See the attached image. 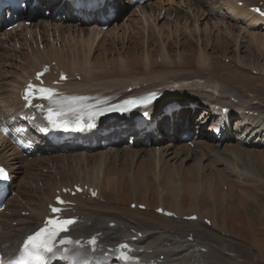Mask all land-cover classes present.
<instances>
[{
  "label": "bare ground",
  "instance_id": "obj_1",
  "mask_svg": "<svg viewBox=\"0 0 264 264\" xmlns=\"http://www.w3.org/2000/svg\"><path fill=\"white\" fill-rule=\"evenodd\" d=\"M48 1L44 0V7ZM222 1L236 11L239 21L250 20V27L264 25L260 15L237 5L241 0ZM53 3L63 14L65 5L69 7L65 12L67 19L62 14H52L33 25L23 20L17 28L0 32V76L4 79L0 87V163L9 167L15 190L7 199V208L0 211L2 252L5 255L16 252L25 234L42 222L56 189L82 182L94 185L99 193L97 197H90L84 192L71 198L74 205L68 212L80 218L72 232L76 236L100 233L104 247L72 249L69 252L72 263L118 264V259L108 253L105 245L131 238L138 250H144L139 254L145 256L146 263L153 258L161 259L162 264H264V169L257 165L252 168L255 164L264 165V92H260L264 87V78L260 76L264 74L250 72L257 69L264 73L260 35L252 33L254 36L248 40V33L242 34L238 23L226 17L217 16L214 24L206 20L218 10L211 9L207 15L203 0H178L166 8L162 1L150 0L139 8L145 15V24L137 17V11L131 12V5L116 7L127 23L117 20L106 31L91 12L78 15L73 1L55 0ZM246 3L255 5L252 1ZM222 4L220 14L231 16V10ZM217 5L218 0H211L209 6ZM163 9L166 14L162 20ZM128 10H131L129 17L126 16ZM173 12L174 21L169 18ZM250 14H255L254 20ZM202 16L205 23L199 25ZM183 19L195 22L188 25V38L183 34L186 30H181L178 36L177 28L174 29V24ZM162 22L164 26H158ZM219 22L225 23L226 29H222ZM133 23L139 26L135 29ZM166 26L170 30L168 34ZM148 28L149 32L145 33ZM197 33H201V38L196 37ZM223 34L228 38L223 39ZM145 41L147 48L139 54ZM40 42L44 44L43 49ZM98 50L102 53L96 54ZM152 55H157V59L152 60ZM11 60L18 69L9 70V75L5 76L8 71L5 64ZM113 60L118 62L119 68L97 71L98 66ZM53 61L69 74V80L63 83L69 100L87 106L103 105L155 91L160 96L149 106L150 114L161 119L170 117V124L161 130L175 127L180 133H166L157 138V130L156 134L151 133L156 142L145 146L142 145L144 129L127 118L125 128L115 126L118 122L113 121L110 125L114 127L104 133L101 130L103 138L115 139L105 149L99 143L95 146L79 143L67 145L66 152H61L60 146L45 145L39 146L37 154L20 151L1 126L10 125L13 118L18 119L26 111L20 98L25 78L44 63ZM213 61L217 64L211 66ZM146 63L150 64L149 69ZM155 63L157 66L153 67ZM231 66L238 69L232 70ZM161 67L171 72L161 74L162 79L156 82L152 77ZM75 74L81 78L77 79ZM53 77L57 78L58 74ZM254 80L258 84L249 83ZM175 99L185 105L169 114L159 110ZM197 99L202 101L200 107L188 105ZM223 108L228 114L223 113ZM185 110L187 116L180 122ZM230 111L236 118L231 126L224 120ZM198 112L201 116L196 122ZM206 124H212L214 134L210 128V132L198 131ZM184 132L194 135V147L181 138ZM30 133L36 136L32 129ZM130 134L137 138L139 146L125 144ZM225 134L237 137V142L229 143L224 138L219 142V136ZM244 139L253 141L249 143ZM162 141L160 150H155L154 146ZM46 167L49 171L42 172ZM237 167L248 175L246 181L234 175L233 169ZM23 168L30 170L35 183L23 184L24 181L17 180L18 171ZM248 168L254 170L261 183L253 179L256 176L249 178L252 169L249 172ZM93 175L99 176L98 179ZM250 186H254L256 192L249 189ZM248 200L249 205L245 202ZM133 202L145 204L146 208H132ZM159 206L174 210L179 217L157 213ZM193 213L198 214L197 220L183 218ZM204 218H209L211 223H205Z\"/></svg>",
  "mask_w": 264,
  "mask_h": 264
},
{
  "label": "rangeland",
  "instance_id": "obj_2",
  "mask_svg": "<svg viewBox=\"0 0 264 264\" xmlns=\"http://www.w3.org/2000/svg\"><path fill=\"white\" fill-rule=\"evenodd\" d=\"M155 1V0H154ZM159 2L160 1H162L163 3H164V6H165V8L168 6V4H174V3H176V2H178V0H158ZM252 2H257L258 0H251ZM54 0H51L50 1V3H48L45 7L43 6H40L36 11H35V13H34V19H32L34 22H36V21H39L40 19H42L43 17H49V16H51L52 14L53 15H57V14H62V9L60 8V9H57V7L54 5ZM203 7L204 8H206V13H207V15H208V13L209 12H212V10L213 11H215L214 9H216V10H218L217 11V13L216 14H212V15H209V17H207L208 19H206V20H209V21H212V23L215 21V19L217 18V16H219L221 19H223L224 17H226L227 19H230V20H232V21H234V22H236V24H237V27H238V31L240 30L241 31V33L243 34V32L246 34V33H248V34H246V37L248 38V40H249V37H252V36H254L253 34H258V35H260V38H259V41H261L262 40V42H260L259 43V47L262 49V48H264V44H263V42H264V25H254L253 27H250L249 25V21L250 20H248V19H244L243 21H239V19H238V15L237 14H235L236 13V11L235 10H233V8H231L230 7V5H228L226 2H223L222 0H218V5H217V7H215V8H210V2H211V0H203ZM222 3H225L226 5H227V7H228V9L229 10H231V12L230 13H233L231 16H223L222 14H220L221 13V10L223 9V7H222ZM171 5L167 8V9H170L171 8ZM182 6V5H181ZM181 6H179V7H181ZM239 6H244L245 7V9H247V10H249V8H248V6L247 5H245V4H239ZM126 7V6H125ZM212 9V10H211ZM130 11L131 10H128V11H126V16H128L129 17V14H130ZM134 11H137V17L138 18H140L142 21H143V23L145 24L146 22H145V20H144V18L145 17H143V15L138 11V8L136 7V6H134V7H132V11L131 12H134ZM47 12H49V14H47ZM191 13V12H190ZM117 14H118V16H117ZM115 16H114V18H112L111 20H110V22H109V27H111V26H113L114 24H115V22L118 20V23H121V24H123V22H126L127 23V20L126 19H121V17L122 16H119V12L117 13ZM166 13H165V9H163V11H162V14L160 15V19H162L163 20V17H164V15H165ZM217 14H220V15H217ZM251 15V17L253 18V20L255 19V14H250ZM117 16V17H116ZM257 17V16H256ZM169 18H170V20H172V21H174L175 20V12H173L172 13V15L171 16H169ZM204 18H205V16H202V17H200V21L201 22H199L198 24L200 25L201 23H205V21H203L204 20ZM64 19H67L66 17H64ZM195 23V22H194ZM194 23H191V22H186V20L185 19H183V20H181V22H177L176 24H174V29L176 30V28H177V32H178V36H179V34L181 33L180 31L181 30H186L187 32H185V33H183L184 34V37L185 38H188L189 37V33H188V31H190V25L191 24H193L194 25ZM130 24V23H129ZM164 22H162V23H160L158 26H160V25H163L164 26ZM214 24V23H213ZM212 24V25H213ZM219 24H220V22H219ZM235 24V25H236ZM135 24L133 23V26H134ZM189 25V26H188ZM221 26V28L222 29H226V24L225 23H222L221 22V24H220ZM139 26V24L137 23L135 26H134V28L136 29V27H138ZM177 26H179V28L177 27ZM188 26V27H187ZM180 27H182V28H180ZM160 28V27H159ZM166 29L168 28L167 26L165 27ZM103 29V28H102ZM104 31H106V29H103ZM157 30H159V29H157ZM172 30V29H171ZM170 30L169 29H167L166 30V34H168V32H169ZM127 32L129 33V30L127 29ZM149 32V28H148V30L146 31L145 30V33H148ZM253 33V34H252ZM171 34L173 35V33L171 32ZM198 34V36H196L197 38H201V33H197ZM244 34V35H245ZM170 35V34H169ZM188 35V36H187ZM223 39H226V38H228V35L227 34H223L222 36H221ZM117 40L119 39L118 38V36L116 35V37H115ZM135 40V39H134ZM249 42V41H248ZM261 44V45H260ZM58 45H59V43H58ZM16 47L18 48L19 46H18V44H16ZM146 49L147 48V45H146V41H145V45L142 47V48H140L139 50H138V53L139 54H141L142 53V50L143 49ZM264 50V49H263ZM102 53V50H98V52H96V54H101ZM111 56H114V53H112L111 54ZM115 57V56H114ZM177 57V60H179V56H176ZM110 58H112V57H110ZM189 58H192V56L191 57H189ZM194 58H197L196 56H194ZM13 59H15V57L13 58ZM136 59V58H135ZM152 60H156L157 59V55H152V58H151ZM7 60V59H6ZM158 61L160 62L161 61V58L159 57L158 58ZM225 61L226 62H228L229 61V58L227 59H225ZM7 62V61H6ZM11 62H12V60L10 61V62H7V64H5V67H6V69L8 70L7 72H6V74H5V76L6 75H9V70L12 72L13 70H15V69H18V67L16 68V66L15 65H13V64H11ZM263 62V61H262ZM211 64V66H214V65H216L217 64V61H213V62H211L210 63ZM143 65V64H142ZM148 65H150L149 63H146L145 64V67L146 68H148L149 69V67H148ZM154 66H157L156 65V63H155V65H153V67ZM115 68V69H117V68H119V64H118V62L117 61H115V60H113V62L111 61V63H108L107 65L105 64V65H100V66H98V69H97V71L98 70H102V69H110V68ZM121 67V66H120ZM233 66H231V69L233 70V69H238V67L237 68H232ZM129 70H131V69H129ZM171 72V69H168L167 67H161L159 70H158V72L152 77V79L154 80V81H159V80H161L162 79V77H161V74L162 75H167V73H170ZM252 74H254V75H257V74H264V73H261L259 70H257V69H253V71H250ZM0 73L2 74V71H0ZM156 75H160V77H158V76H156ZM103 76H105V75H103ZM223 77L224 78H226V75H223ZM260 77H262V78H264V76H260ZM2 79V80H1ZM229 79L230 80H232V77H229ZM4 81V79L0 76V87H1V83ZM250 84H254V83H257L258 84V82H257V80H254V81H251V82H249ZM172 87H174L175 85L174 84H170ZM260 92H264V87L263 88H261L260 89ZM233 100H234V98H232ZM186 114V110L184 111V115ZM187 115V114H186ZM199 115V112L195 115V116H198ZM182 117H184V116H182ZM181 117V118H182ZM186 118V117H185ZM236 122V118L234 117H232V123H235ZM206 127H204V130H201V129H199L200 131H204L203 133H205L206 132ZM176 134H179L180 133V130H178V129H176ZM191 139H193V138H191ZM190 139V140H191ZM243 139V138H242ZM230 141L229 143H232V142H234V143H236L237 142V137L235 138V137H233L232 135L230 136V137H227V135H225V137H224V141ZM235 140H236V142H235ZM244 140H246V141H249V143H251L253 140L251 139V140H249V139H244ZM133 140H132V138H130V137H127V139H126V145H130V146H139L138 144H135L134 142H132ZM221 141V140H220ZM161 143H163V141L162 142H160V144L158 145V146H156V147H154L155 148V150H160L159 149V147L162 145ZM224 142H221L220 144H223ZM224 146V145H223ZM190 165L192 166L193 165V163H191L190 162ZM258 166V167H260V169L261 170H263L264 169V165H262L261 163L260 164H255V165H253L252 166V168L254 167V166ZM260 165H262V167L260 166ZM212 166V165H211ZM241 166V165H240ZM190 167V166H189ZM238 169H240L239 167H237ZM237 168L234 170L233 169V173H234V175L238 178V180H242L243 179V182L244 181H246V178H247V174H245V173H243V170H242V172H241V169L240 170H237ZM251 168V169H252ZM97 169V168H96ZM249 169V172H250V168H248ZM30 170H28L27 169V171H26V169L25 168H23V169H21V171H18V178H17V180H21V182L22 181H24L23 182V184L24 183H27V184H33V183H35L34 182V175L31 173V172H29ZM49 171V169L46 167V168H42V172H44V173H47ZM89 171H90V169H89ZM245 171V170H244ZM247 171V170H246ZM252 171V173H250L249 175V178H253L254 176H256V173H254V170L252 169L251 170ZM26 172V173H25ZM28 173V174H27ZM88 173V172H87ZM174 173V172H173ZM85 173L84 172H82V175H84ZM96 174H98V173H96ZM252 174V175H251ZM30 175V176H29ZM258 175V174H257ZM173 176H176V173H174V175ZM59 176L57 175V178H58ZM93 177H94V179L96 180V179H98V177L99 176H97V175H93ZM257 177V178H256ZM256 177H254L253 179H255L257 182H260L261 180L259 179V176H256ZM31 180H30V179ZM258 179V180H257ZM33 180V181H32ZM260 180V181H259ZM26 181V182H25ZM247 183V182H246ZM245 183V184H246ZM261 183V182H260ZM42 183H40V185H41ZM187 185H189V184H187ZM186 185V186H187ZM224 188L226 189L227 188V186L225 185L224 186ZM254 186H250L249 187V189H251L252 191H254V192H256L255 190H254ZM256 189V188H255ZM12 194V193H11ZM14 194V193H13ZM244 199H247L246 197L244 198ZM245 202H247L248 203V205L250 204V202H249V200L248 201H245ZM12 224L13 225H16V223L13 221L12 222Z\"/></svg>",
  "mask_w": 264,
  "mask_h": 264
},
{
  "label": "snow or ice",
  "instance_id": "obj_3",
  "mask_svg": "<svg viewBox=\"0 0 264 264\" xmlns=\"http://www.w3.org/2000/svg\"><path fill=\"white\" fill-rule=\"evenodd\" d=\"M259 11V10H257ZM41 74H38V77ZM63 78V77H62ZM33 86L29 85V89H32ZM37 92H39L42 95V98L48 99L50 103H60V101H57L54 99L55 93H53L51 90L48 89H37ZM27 99V94H26ZM151 99V97L146 98ZM146 100L144 101H125V104H137V103H146ZM49 113H52V109L49 108ZM49 119L51 120V115L49 116ZM7 174L6 171L3 168H0V180L6 179ZM64 201L60 200L59 197H57V204H63ZM51 212L53 214L58 213L61 211L58 207L50 206ZM74 221L71 218H57L55 216L50 217L46 223L45 227L38 230L35 234L30 235L27 237V239L24 241L23 248L20 250V256L17 260L10 262V264H44L45 260V253L52 252L54 247V240L53 237L60 231H68V226L73 224ZM51 226V227H50ZM59 243L61 244H74L79 243L78 241H71V240H60ZM90 245L96 244V239L92 238L90 241H88ZM121 248H127V245H121ZM120 259H123L124 261H127L128 257L121 254Z\"/></svg>",
  "mask_w": 264,
  "mask_h": 264
}]
</instances>
